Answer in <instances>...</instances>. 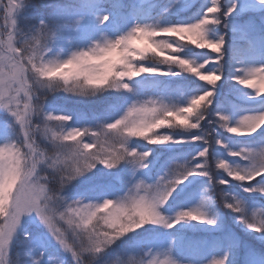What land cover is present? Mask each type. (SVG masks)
<instances>
[{
	"label": "snow or ice",
	"instance_id": "1",
	"mask_svg": "<svg viewBox=\"0 0 264 264\" xmlns=\"http://www.w3.org/2000/svg\"><path fill=\"white\" fill-rule=\"evenodd\" d=\"M6 3L10 6L7 9L0 7V12L6 11L10 21L2 25L8 29L9 46L15 40L20 24L30 21L29 29L51 35L56 48L77 50L75 56L61 65L60 71L71 67L79 76L87 75L86 71L80 70L81 65L73 64V59L83 60V57H88L85 63L104 65L96 78L87 81L85 90L99 91L109 85L115 67L121 63L119 43L123 38H131L133 32L166 29L179 36L178 29L204 24L211 43L207 47H197V41L193 40L187 48H183L181 44L186 42L181 40L176 44L177 62L174 66L145 64L144 69L154 71L118 74L123 76L125 87L99 96L101 105L92 111L50 110L55 115L68 117L67 131L72 134L66 136L63 143L77 145V148L69 150L68 158L75 157L80 165L88 169V175L67 190V200L59 212H50L38 198H21L13 193L18 214L6 226L10 239L0 248V264H4L7 257L21 256L17 250L20 236L24 238L25 255L31 258L32 264H50L57 256L64 258L61 264L64 260L76 264L78 236L93 230L98 212L117 201L123 203L130 198V186L135 187L138 199L131 198L143 203L147 197L141 194L142 187L171 180V174L176 169L182 175L178 184L174 182V189L166 201L150 202L151 215L143 217L133 230L125 229L126 235L116 239L114 244L112 241L115 238L106 239L105 242L111 245L109 252L144 251L151 257L150 264H238L236 257L242 253L244 264H264V256L257 259L254 248L250 246L256 240L264 244V227L248 223L246 219L248 213L258 217L264 215V205L258 199L264 197V168L245 159L264 152V131H261L264 127L250 135L259 133L258 143L233 147L231 138L223 134L226 132L233 136L224 126V119L231 117L233 124L237 119L233 118L224 102L216 103L221 87L218 82L225 78L226 71L229 78L235 81L234 93L237 97L229 101V105L235 106L241 95L252 101L264 98V89L257 94V90L250 87L264 76V64L238 67V64L244 63L242 53L236 55L231 65L225 61V56L232 49L226 47L227 34H221L218 29L232 27L230 18L237 12L239 0H231V3L228 0H166L163 4L156 0H76L73 4L64 0H43L39 5L26 3L25 0H6ZM258 3L264 5V0H258ZM41 9L47 10L48 18ZM171 16L177 19H169ZM161 17L162 22H159ZM130 42L135 44L134 39ZM97 44L101 45L100 50L111 48V51H106L104 56H95L93 52ZM241 86L251 92L241 93ZM9 93L10 89L0 84V112L4 114L0 119V146L15 151L14 145L5 142L25 127V121L19 108L10 98L6 99ZM69 97L80 102L89 101ZM141 97L148 99L142 104L136 103ZM192 99H196L201 106L191 119L190 131L174 135L158 131L159 135L170 136L167 142H149L148 139L134 137L130 146L111 143L109 137L118 127L117 122L123 121L130 109H160L176 116L177 124L187 125L189 120L181 119L177 114L180 110L190 112ZM261 113H264V107L253 108L243 116ZM164 126L170 127L163 118L153 125L157 130ZM22 138L27 147L33 148L26 130ZM156 146L164 147L157 150ZM178 146H186L188 150H178ZM127 147L135 151L126 159L120 153ZM138 153H146L147 159H135ZM222 160L230 167H239L243 171L237 176L225 169ZM9 170L0 162V180L7 177ZM193 178H203L202 183L192 187ZM21 182L22 178H18L17 187ZM217 189L220 200L214 197ZM126 190L129 193L127 196ZM192 199L197 202L183 206ZM221 209L233 216L247 233V239L226 227ZM259 224L264 225V219H260ZM27 225L35 227L29 230ZM199 225L222 233L216 239L219 255L213 252L206 259H201L208 242L193 244L185 240V230ZM50 251L57 256L51 255Z\"/></svg>",
	"mask_w": 264,
	"mask_h": 264
},
{
	"label": "clouds",
	"instance_id": "2",
	"mask_svg": "<svg viewBox=\"0 0 264 264\" xmlns=\"http://www.w3.org/2000/svg\"><path fill=\"white\" fill-rule=\"evenodd\" d=\"M25 2L28 3V0ZM9 6L10 3H6V0H0V7L7 9ZM0 17L3 20L0 24V84L10 89L6 99L10 98L19 108L25 121V127L13 139L5 142L14 145L15 151L0 146V162L10 169L7 177L0 180V222H2L0 248H3L10 239L6 226L18 214L14 192L21 198H38L41 205L50 212H59L67 200V190L73 183L88 175V169L80 165L75 157L68 158L69 150L77 148V145L63 143L65 137L72 134L67 131L68 117L51 112L47 107L49 98L64 94L91 101L106 95L109 90H122L125 84L123 76L118 74L131 72L143 74V71H154V69H144L145 64L172 67L177 62L176 44L179 41H185L186 43L181 44V47L187 48L193 40L197 41V47H207L211 40H208L209 33H206L204 24L178 29L179 36L166 29L133 32L131 38H123L119 43L121 63L115 67L109 85L99 91L85 90L87 81L97 77L103 69V64L85 63L88 57H83V60L73 59V64L81 65L80 70L86 71L87 75L79 76L71 67H65L60 71L61 65L66 63L68 58L75 56L77 52L75 48L70 50L56 48L52 43L51 35L32 29L25 31L22 28L17 29L15 40L9 46L8 29L2 27L10 23L7 12H0ZM158 21L162 22V17L158 18ZM108 39L111 40V36H108ZM130 39H134L135 44L131 43ZM100 47L101 45L97 44L93 55L104 56L106 51H111V48L102 51ZM54 73L59 74L54 75ZM128 78L131 79L130 76ZM245 86L249 87V85ZM250 87L255 88L257 94H261L259 90L264 89V76ZM146 99L148 97H141L136 103L142 104ZM200 106L196 99H192L189 103L190 112L187 110L178 112L179 118L189 120L187 125L177 124L176 116H170L160 109L142 107L130 109L123 121L117 122L118 127L113 130L109 139L114 145L126 146L132 144L134 137L148 139L149 142H167L170 136L159 135L153 125L163 118L170 125L172 135L180 131H190L191 119L199 112ZM224 126L233 136H250L264 127V113L251 117L242 115L235 124L232 123L231 117H228L224 119ZM24 130L28 132L33 148L27 147L23 140ZM134 151L127 147L120 154L127 159ZM134 158L147 159V154L138 153ZM245 159L264 168V152ZM221 163L225 164L226 170L234 172L237 176L243 171L239 167H230L226 161L222 160ZM181 175V171L176 169L171 174V180L142 187L141 194L147 197L143 203L136 202L138 197L135 187L130 186L131 197L136 199L130 197L123 203L117 201L106 210L98 212L93 230L82 232L78 236L76 264H150L151 257L144 251L116 252L109 256L111 245L105 240L115 238L112 241L114 244L116 239L126 235L125 229L133 230V226L140 224L143 217L151 215L150 202L166 201V197L174 189V182L178 184ZM18 178H22L19 187H17ZM125 195H129L127 190ZM246 219L248 223L264 227L259 224V220L264 219V215L258 217L248 213ZM4 264H32V261L25 255L7 257ZM52 264H61V259L54 257ZM62 264H65V261Z\"/></svg>",
	"mask_w": 264,
	"mask_h": 264
},
{
	"label": "rangeland",
	"instance_id": "3",
	"mask_svg": "<svg viewBox=\"0 0 264 264\" xmlns=\"http://www.w3.org/2000/svg\"><path fill=\"white\" fill-rule=\"evenodd\" d=\"M28 2L36 5V3H34L35 1L33 0H28ZM128 2H131V0H128ZM156 2L159 4H163L166 2V0H156ZM228 3H231V0H228ZM169 19L174 21L175 19H177V17L171 16L169 17ZM230 19L232 22L231 28L225 29L221 27L218 29V32H220L221 34H227L228 45L226 47L232 49L225 56L226 63L231 65L234 62L236 55L242 53L243 55L241 56V59H243L244 63L238 64V67H242L245 65L253 66L257 64H264V5H260L258 3V0H239V7L237 9V12L234 13ZM2 23L3 20L2 17H0V24ZM30 23V21H24L20 24V28L27 31L29 29ZM137 44H139V42H137ZM218 83H220L221 87L219 89V95L217 97L216 103L219 104L221 102H224L225 107L228 108V111L231 113L234 119H238L246 111H250L253 108L264 107V98H258L255 101H252L249 100L247 97H244L243 95L240 96L239 102L235 106L229 105L228 102L236 100L237 97L234 93L235 81L229 78L227 71L225 73V78ZM242 87L245 86H241V93L251 92V90L243 89ZM47 107L49 110H58L61 108L71 110L69 107L64 105H47ZM3 116V112H0V119H3ZM157 131L161 132L162 134H171V129L167 126H164L161 129H158ZM223 134L225 135V137L231 138L233 147H237L243 143L255 144L259 142L257 140L259 133L253 136L244 137L231 136V134H228L226 132ZM149 147L153 146L149 145ZM156 147L157 150H159L164 146ZM178 150L187 151L188 149L186 146H178ZM220 151L223 154V149H221ZM193 179L194 183L192 184V187H196V185L202 183L203 180V178ZM181 188H185V185H181ZM214 197L217 200H220L219 189L216 190ZM258 199L259 203L264 205V197H259ZM196 202L197 201L195 199H192L185 203L183 206L188 207L190 204H195ZM171 203L172 202L170 201V204ZM175 210L176 209L174 208L173 211ZM220 211L223 212V222L226 227L232 232L242 235L247 239V233H245L243 229L234 221L233 216L222 209ZM62 226L67 227L66 225ZM27 227L29 230H32L35 226L27 225ZM221 235L222 233L211 231L205 225L188 227L184 232L185 240L187 242H191L193 244H202L204 242H208L204 255L201 257V259H206L208 256L213 254V252H215L217 255L220 254V250H217L216 239ZM250 246L254 248L255 257L257 259L264 256V244H261L258 240H256ZM25 247L26 245L24 242V238L23 236H20L17 240V250L20 251L22 257L25 255ZM50 254L53 256H57L55 252L50 251ZM57 257L59 259H64L63 257ZM236 259L238 260V264H244V257L242 253L237 256ZM64 261L65 263L67 262V260ZM50 264H52V262H50Z\"/></svg>",
	"mask_w": 264,
	"mask_h": 264
},
{
	"label": "trees",
	"instance_id": "4",
	"mask_svg": "<svg viewBox=\"0 0 264 264\" xmlns=\"http://www.w3.org/2000/svg\"><path fill=\"white\" fill-rule=\"evenodd\" d=\"M35 1L34 3H36V5H39L43 2V0H33ZM65 3L67 4H73L76 2V0H64ZM42 14L48 18V13L47 10L45 9H41ZM47 105H64L69 107L71 110H76V111H80V110H87V111H92L96 108H99L101 105V101L96 98L94 100L91 101H84V102H80L74 98H70L68 95H64V94H60V95H55L49 98ZM108 255H113L112 252H109ZM65 264H73V262L67 260V262Z\"/></svg>",
	"mask_w": 264,
	"mask_h": 264
}]
</instances>
